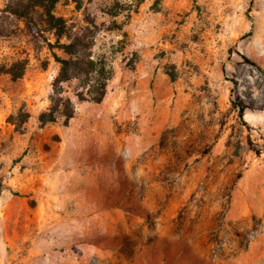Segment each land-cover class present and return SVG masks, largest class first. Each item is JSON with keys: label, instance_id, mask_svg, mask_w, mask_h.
Segmentation results:
<instances>
[{"label": "rangeland", "instance_id": "1", "mask_svg": "<svg viewBox=\"0 0 264 264\" xmlns=\"http://www.w3.org/2000/svg\"><path fill=\"white\" fill-rule=\"evenodd\" d=\"M8 5L0 264H264V0L60 1L112 78L99 104L67 84L75 117L45 127L67 39Z\"/></svg>", "mask_w": 264, "mask_h": 264}, {"label": "trees", "instance_id": "2", "mask_svg": "<svg viewBox=\"0 0 264 264\" xmlns=\"http://www.w3.org/2000/svg\"><path fill=\"white\" fill-rule=\"evenodd\" d=\"M60 1L65 0H9L6 10L10 15L25 21L32 34L40 33L34 15L37 10L42 11L46 18L45 23L51 30H57L59 38L67 39V43L58 47L66 58L53 53L60 70L53 82L50 107L39 116L41 127L57 123L60 119H64L65 124H68L75 117V104L65 90L67 84L78 82L80 91L76 96L80 102L92 101L99 104L105 99L108 83L112 78V73L106 64L94 59L92 54L95 44L94 36L88 30L81 35L67 32L66 22L54 15V8ZM49 47L51 50L55 49L51 43ZM239 113L240 118L244 119L245 110L242 105H240ZM29 118L28 113H23L12 121L9 119V122H12L19 130Z\"/></svg>", "mask_w": 264, "mask_h": 264}]
</instances>
